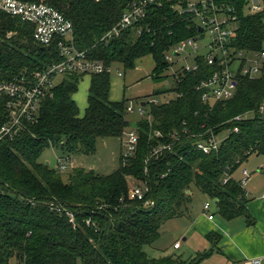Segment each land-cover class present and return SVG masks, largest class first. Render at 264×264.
<instances>
[{
  "label": "trees",
  "instance_id": "16d2710c",
  "mask_svg": "<svg viewBox=\"0 0 264 264\" xmlns=\"http://www.w3.org/2000/svg\"><path fill=\"white\" fill-rule=\"evenodd\" d=\"M23 1L47 4L63 14L73 24L77 49L106 67L121 64L133 69L150 55L155 79L171 66L166 52L194 35L168 4L150 5L142 26L106 42L102 38L118 26L127 7L141 0ZM138 27L144 28L141 36L135 35ZM34 29L0 11V83L32 76L62 61L58 37L42 44L34 39ZM235 38L240 50L264 52V11L240 15ZM201 63L199 72L176 82L173 91L180 97L149 107L136 129V152L126 164L121 157L119 168L109 175L77 167L63 178L59 169L40 161L45 150L54 147L69 154H94L100 138L122 137L129 127L127 100H110V73L92 75L84 116L74 100L84 74L63 77L52 95L41 100L36 120L0 140V264H11L12 259L17 264H200L221 237L209 234L213 248L190 259L175 254L156 258L144 251L158 240L166 221L189 209L187 192L192 185L216 200L223 219L244 216L254 225L245 206L247 192L232 175L252 154L264 155V113L259 111L264 104V71L256 78L238 75L234 96L210 106L196 85L216 68ZM237 116L242 119L237 121ZM1 119L0 115V126ZM155 131L162 136L156 137ZM225 132L218 150L205 154L196 147L212 134L219 138ZM161 146L169 148L153 155ZM227 175L231 179L224 183ZM131 180L148 187L143 200H130ZM67 212L74 214V222Z\"/></svg>",
  "mask_w": 264,
  "mask_h": 264
},
{
  "label": "built area",
  "instance_id": "2783aa9c",
  "mask_svg": "<svg viewBox=\"0 0 264 264\" xmlns=\"http://www.w3.org/2000/svg\"><path fill=\"white\" fill-rule=\"evenodd\" d=\"M168 4L169 7L181 15L193 29L194 35L182 40L166 52L165 57L172 66L184 63L178 68L175 75L176 82H182L189 73H197L201 69V62L205 61L209 66L215 67V71L206 76L196 85V90L203 91L202 101L214 106L220 101L229 100L237 89L238 75L256 78L264 71V52L240 50L235 45L240 15L248 16L264 11V0H141L131 3L123 14L118 26L105 34L104 41L119 37L123 31L135 26H142L147 19V9L150 5ZM0 11L21 18L22 21L35 26L34 39L42 44H50L58 37L61 62H52L46 68L38 70L32 76H22L13 80L0 83V115L3 125L0 126V140L24 128L25 122H34L40 111L41 100L52 95L53 88L68 74L98 75V73H110L112 67H106L103 61L92 59L86 51H79L74 44V29L72 22L60 14L55 8L43 3H31L23 0H0ZM144 28L138 27L135 35L141 36ZM190 61V62H189ZM170 66V67H171ZM119 76L123 73L117 71ZM165 96L164 101L158 102L149 98L145 106L140 107V114L145 116V107L169 104L175 98L180 97L177 91L173 96ZM133 112L134 107L129 104L127 112ZM260 113H264V104L260 107ZM150 120V116H148ZM241 116L236 120L240 121ZM238 132V127L233 130ZM126 152L122 154V164H126L136 152L139 133L135 129L126 131ZM156 137L162 133L155 131ZM221 140L212 134L206 141H199L197 146L203 153H211L220 147ZM167 146L156 148L153 155H157ZM71 156L58 158V169L67 171L73 167ZM242 178L238 181L245 189L251 179V173L247 169L241 171ZM231 179L224 178V183ZM147 186L133 185L129 189V198L143 200L147 193ZM1 192V188H0ZM146 204H152L150 200ZM51 207L62 212V208L51 204ZM206 212L210 210V203L203 206ZM70 222H74L75 216L67 212ZM213 219V214H209ZM90 220H87V224ZM181 243L177 242L174 249H179ZM246 264H261L260 260H250Z\"/></svg>",
  "mask_w": 264,
  "mask_h": 264
},
{
  "label": "rangeland",
  "instance_id": "374dc122",
  "mask_svg": "<svg viewBox=\"0 0 264 264\" xmlns=\"http://www.w3.org/2000/svg\"><path fill=\"white\" fill-rule=\"evenodd\" d=\"M183 64L184 63H178L177 61L168 70H166L159 79H155L153 76L155 61L150 55L138 60L133 69H125L121 64L113 65L110 72V99L112 101H121L126 99L128 106L131 103L134 107V111H129L125 116L129 122V127L126 131L137 129L138 123L143 119V116L140 114V107H142L141 105L144 102H147L149 98L156 99L158 102L166 99L163 98L165 96H161V94H154L155 92H159V90H169L162 94L169 93L166 96H173L172 93L176 84L175 71L182 67ZM117 71L123 73V76H119ZM91 77V75L83 76V79L79 83L78 92L74 95V98L77 99V105L80 108V116H84L86 108L88 107L87 97ZM149 107L150 106L145 107V114L148 113ZM227 133L225 132L218 139H223ZM126 142L127 138H125V134L122 137L100 138L97 141L96 153L90 155L80 153L69 154L68 152L55 147L48 148L41 155L40 161L48 163L51 168L58 170V158L71 155L73 167H70L67 171H60L63 178H66L68 174H70V172L77 167L93 170L100 175H109L114 173L119 168L120 158L127 150ZM243 169H247L251 173V179L247 186V190L252 192V199L248 200V203H250L256 198H261L264 195V155L252 154V156L244 160V162L237 168L233 176L237 179L240 178L241 171ZM133 185L142 186L143 184L139 181L131 180L130 188ZM187 193L188 196H191V201L187 206L189 209L185 211L182 216L170 219L164 223L158 240L152 245L144 247V251L147 255L159 258L164 257L165 255L175 254L176 256H181L184 259H190L194 258L199 253L209 251V247L211 249L213 246H211L209 241L210 239L207 237L211 233H216L212 231H205V229L209 226V223H207L208 214H213V216H216L217 220H221L222 222L228 224L230 229L235 228V232H239L240 229L250 225L244 216H240L239 218L230 221L225 218L223 219V217L219 214V208L217 207L216 200L210 195H205L203 192H200L196 186L192 185L191 190ZM253 198L255 199L253 200ZM207 202L210 203V210L208 212H206L203 208ZM255 219L256 217L253 218V220ZM258 236H260V239L264 241L263 236ZM184 238H186V240H184ZM177 242H180L182 245L179 250H176L173 247ZM11 264H17L16 260L12 259ZM200 264H225V259L215 250ZM240 264H245V261H240Z\"/></svg>",
  "mask_w": 264,
  "mask_h": 264
},
{
  "label": "crops",
  "instance_id": "0c3cea01",
  "mask_svg": "<svg viewBox=\"0 0 264 264\" xmlns=\"http://www.w3.org/2000/svg\"><path fill=\"white\" fill-rule=\"evenodd\" d=\"M74 100L77 104V99L74 98ZM233 177L235 178V176ZM241 178L242 176L235 179L239 181ZM244 190L247 192V203L245 206L250 215H253V218L256 217L254 225H249L248 227L240 229L239 232H235V228L230 229L228 224L222 222L221 220H217L216 216H214L213 219H209V217H207V223H209V226L205 229V231L215 232L221 237L216 247V250H218L216 252L224 257L225 264H240V261H245L246 264L250 260H255V258L259 259L261 264H264V241L260 239V236H258L261 235L264 237V195L261 198H253V200H255L248 203V200L252 199V192L247 190V187ZM184 240H186V238H184ZM209 241L212 246L211 240ZM181 246L182 245H180V247Z\"/></svg>",
  "mask_w": 264,
  "mask_h": 264
},
{
  "label": "water",
  "instance_id": "95a60500",
  "mask_svg": "<svg viewBox=\"0 0 264 264\" xmlns=\"http://www.w3.org/2000/svg\"><path fill=\"white\" fill-rule=\"evenodd\" d=\"M145 105H146V103L143 104V106H145ZM46 164H48V163H46Z\"/></svg>",
  "mask_w": 264,
  "mask_h": 264
}]
</instances>
